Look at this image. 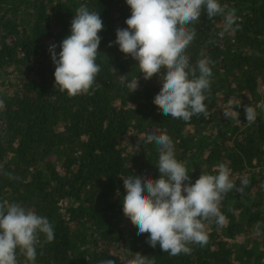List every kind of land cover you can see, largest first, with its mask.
Returning a JSON list of instances; mask_svg holds the SVG:
<instances>
[{"label":"trees","instance_id":"1","mask_svg":"<svg viewBox=\"0 0 264 264\" xmlns=\"http://www.w3.org/2000/svg\"><path fill=\"white\" fill-rule=\"evenodd\" d=\"M219 3L236 9L239 27L220 36L223 17L206 12L194 25L190 63L213 62L204 102L209 116L184 122L163 116L153 103L159 77L145 81L138 62L114 44L131 15L125 0H0V201L20 203L52 224L55 239L37 248L35 264H127L137 252L156 264H264V109L257 107L264 101V0ZM85 4L104 25L100 72L91 95L70 98L54 87L48 49L54 43L59 53ZM230 101L239 122L224 117ZM245 105L256 108L251 125ZM150 131L171 137L192 183L201 173L216 174L219 163L230 167L237 187L249 180L223 198L226 226L206 222L209 241L191 245V255L152 248L123 215L122 179L159 178L157 146L144 143Z\"/></svg>","mask_w":264,"mask_h":264},{"label":"clouds","instance_id":"2","mask_svg":"<svg viewBox=\"0 0 264 264\" xmlns=\"http://www.w3.org/2000/svg\"><path fill=\"white\" fill-rule=\"evenodd\" d=\"M131 15L125 20L126 28L116 30L115 45L119 51L138 62L145 81L159 77L162 85L153 103L163 116H171L189 122L201 114L208 118L204 103L210 91L213 62L207 58L190 63L188 47L196 37L194 25L199 23L202 13L212 19L223 17L220 36L239 27L235 8L222 6L219 0H125ZM236 26L235 28L233 26ZM104 30L100 13L88 6L77 8L71 21L70 35L62 40L57 54L56 44L49 46L55 66L54 87L72 98L91 95L100 66L96 63ZM109 47L113 46L110 42ZM114 70V69H113ZM115 71V70H114ZM138 87V80L134 91ZM3 102L0 101V108ZM238 104L237 107H240ZM257 107L264 109V101ZM247 123L257 118L256 108L244 106ZM226 119L239 122V113L229 107L224 110ZM155 143L159 152L156 165L159 178L128 175L123 178L126 195L122 200L123 215L138 231L137 235L148 236L152 248L157 244L162 252L170 256L191 255V245L204 247L209 241L206 222H215L218 228L227 224L220 205L232 190L242 192L249 183L245 176L237 187L226 163L214 166L216 174L201 173L192 183L186 165L177 160L175 146L166 133L150 131L144 143ZM139 149V142L136 145ZM9 179H19L11 174ZM259 222L255 231L259 234ZM41 236L44 237L43 241ZM55 239L50 221L33 209L20 203L0 201V264H35L37 248ZM42 254V253H41ZM102 264H114L105 260ZM127 264H156L155 257L135 253Z\"/></svg>","mask_w":264,"mask_h":264},{"label":"rangeland","instance_id":"3","mask_svg":"<svg viewBox=\"0 0 264 264\" xmlns=\"http://www.w3.org/2000/svg\"><path fill=\"white\" fill-rule=\"evenodd\" d=\"M238 240H239V239H238ZM238 240H237V241H238Z\"/></svg>","mask_w":264,"mask_h":264}]
</instances>
